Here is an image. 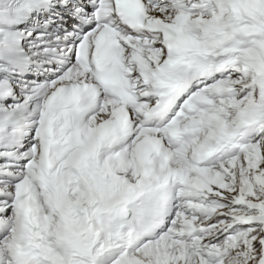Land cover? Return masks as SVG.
Returning a JSON list of instances; mask_svg holds the SVG:
<instances>
[{
	"label": "snow or ice",
	"instance_id": "1",
	"mask_svg": "<svg viewBox=\"0 0 264 264\" xmlns=\"http://www.w3.org/2000/svg\"><path fill=\"white\" fill-rule=\"evenodd\" d=\"M0 264H264V0H0Z\"/></svg>",
	"mask_w": 264,
	"mask_h": 264
}]
</instances>
